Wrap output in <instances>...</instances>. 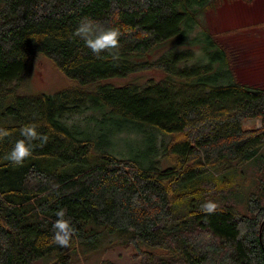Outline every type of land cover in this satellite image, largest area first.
<instances>
[{"label":"trees","instance_id":"trees-1","mask_svg":"<svg viewBox=\"0 0 264 264\" xmlns=\"http://www.w3.org/2000/svg\"><path fill=\"white\" fill-rule=\"evenodd\" d=\"M216 1L0 0V264H73L112 235L142 264H264V87L238 78L209 29ZM83 18L118 29L119 48L95 56L72 38ZM38 56L77 85L20 93ZM146 70L162 76L106 82ZM32 124L47 141L13 166ZM251 165L241 213L233 196ZM60 209L66 247L54 242Z\"/></svg>","mask_w":264,"mask_h":264},{"label":"rangeland","instance_id":"rangeland-1","mask_svg":"<svg viewBox=\"0 0 264 264\" xmlns=\"http://www.w3.org/2000/svg\"><path fill=\"white\" fill-rule=\"evenodd\" d=\"M205 20L212 33L232 54L233 66L240 80L264 87V0H217L215 7L205 14ZM159 70H146L130 74L124 78H110L106 82L122 85L127 82L144 83L149 78L159 79ZM76 82L66 77L47 57L34 58L19 83L23 94L55 93L72 88ZM263 118L243 121L242 127L259 129ZM264 154V148L261 149ZM246 176L237 177V191L233 198L239 212H246V197L249 189L256 187V166H248ZM250 169V170H249ZM245 173V172H244ZM227 189V188H226ZM230 198V201L233 199ZM132 243L115 235L105 237L100 246L86 255H79L73 264H142ZM34 264H45L38 261Z\"/></svg>","mask_w":264,"mask_h":264},{"label":"clouds","instance_id":"clouds-1","mask_svg":"<svg viewBox=\"0 0 264 264\" xmlns=\"http://www.w3.org/2000/svg\"><path fill=\"white\" fill-rule=\"evenodd\" d=\"M72 38H79L95 56H99L104 51L118 49L120 46L121 32L113 27H107L94 19L83 18L73 29ZM113 58L115 54H113ZM22 139L16 140L11 149L8 151L5 159L13 166H22L24 161L32 154L33 141H47V137L36 130V125H25L19 129ZM9 135L7 129H0V139ZM216 205L213 202H205L202 210L206 213L215 211ZM57 220L53 224L54 242L60 246H68L73 229L68 220L64 219L65 212L63 209L55 213Z\"/></svg>","mask_w":264,"mask_h":264}]
</instances>
